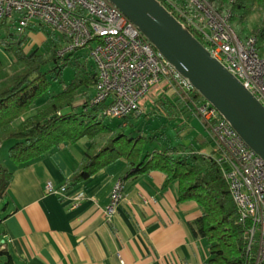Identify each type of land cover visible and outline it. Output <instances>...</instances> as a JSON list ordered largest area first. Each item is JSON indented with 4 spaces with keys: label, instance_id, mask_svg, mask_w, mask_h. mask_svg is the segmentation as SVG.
Returning a JSON list of instances; mask_svg holds the SVG:
<instances>
[{
    "label": "built area",
    "instance_id": "obj_1",
    "mask_svg": "<svg viewBox=\"0 0 264 264\" xmlns=\"http://www.w3.org/2000/svg\"><path fill=\"white\" fill-rule=\"evenodd\" d=\"M234 77L264 105V56L254 36L241 38L230 13L211 0H157ZM11 23L14 37L30 28L46 27L65 56L85 51L92 60L96 82L90 104L104 117L138 115L152 86L170 91L197 117L209 141L208 150L221 166L230 195L245 230V264H264V160L232 125L148 40L142 31L109 0H0V22ZM200 94V93H199ZM45 191L59 196L70 208L84 198L82 190L45 183ZM124 196L123 182H114L104 209L111 218Z\"/></svg>",
    "mask_w": 264,
    "mask_h": 264
},
{
    "label": "trees",
    "instance_id": "obj_2",
    "mask_svg": "<svg viewBox=\"0 0 264 264\" xmlns=\"http://www.w3.org/2000/svg\"><path fill=\"white\" fill-rule=\"evenodd\" d=\"M211 1L218 9L229 11L232 25L242 23L252 10L264 6V0ZM1 32L0 44L13 54L15 62L20 65L12 67L11 72L0 70V146L7 140H14L8 149V157L13 163H25L61 143L73 144L85 137L88 147L79 166L69 177V184L84 181L117 160L125 164V172L119 179L122 182L158 170L165 174L163 186L173 180L178 181V202L193 200L201 209L200 216L190 224V228L196 237L207 242L210 254L207 264H245L244 233L248 223L239 220L238 209L220 164L211 155L205 156L201 152L209 145L205 136L197 135L195 143H185L169 138L163 127L146 134L128 120L138 115L125 117L118 124L125 122L129 133L124 130L115 133L113 127L103 123L102 108L91 105V97L86 95L93 90L96 72L85 51L76 50L59 56L56 52L58 43H54L48 54L38 53L36 49L26 52L27 34L15 38L11 23L6 20L0 22ZM243 35L244 38L254 36L257 52L264 56V23L254 25ZM67 66L72 68V77L65 82L63 71ZM56 82L61 89L51 94L32 114L23 117ZM79 99L83 101L76 103ZM188 111L185 108V112ZM99 136L101 141H97ZM10 180L11 172L0 162V202ZM0 257L4 258V264H15L3 243H0Z\"/></svg>",
    "mask_w": 264,
    "mask_h": 264
},
{
    "label": "crops",
    "instance_id": "obj_3",
    "mask_svg": "<svg viewBox=\"0 0 264 264\" xmlns=\"http://www.w3.org/2000/svg\"><path fill=\"white\" fill-rule=\"evenodd\" d=\"M35 29L30 28L27 36H34ZM4 67L0 63V70ZM88 144L85 137L73 144L61 143L22 164L9 157L0 160L11 172L0 214L1 243L14 263L207 264V242L190 228L201 209L193 200L177 201V180L163 186L165 174L158 170L124 180L123 199L111 218L104 209L112 185L125 172L123 161L84 181L68 183ZM47 181L82 190L85 198L70 208L45 191Z\"/></svg>",
    "mask_w": 264,
    "mask_h": 264
},
{
    "label": "water",
    "instance_id": "obj_4",
    "mask_svg": "<svg viewBox=\"0 0 264 264\" xmlns=\"http://www.w3.org/2000/svg\"><path fill=\"white\" fill-rule=\"evenodd\" d=\"M264 160V105L157 0H109Z\"/></svg>",
    "mask_w": 264,
    "mask_h": 264
},
{
    "label": "rangeland",
    "instance_id": "obj_5",
    "mask_svg": "<svg viewBox=\"0 0 264 264\" xmlns=\"http://www.w3.org/2000/svg\"><path fill=\"white\" fill-rule=\"evenodd\" d=\"M263 23L264 6L260 9L252 10L242 23L233 24V27L237 31V34L241 38H244L243 34L246 32V30H249L254 25H261ZM34 31V36L28 37V41L24 45V50L26 52H29L32 49H36L38 53L48 54L50 46L56 43V36L46 27H39ZM0 34L2 35L3 32H1ZM38 34H40L42 37L39 36L40 38H38L37 36H35ZM11 59L14 60V62L10 65L9 61ZM0 63L4 65L5 70H9V72H11L12 67L18 68L20 66L15 62L13 54L9 51H6L5 47L2 44H0ZM7 65L8 67H6ZM71 77L72 68L70 66H67L63 71V79L65 82H68ZM60 89L61 85L57 84V82L52 83L51 89L45 95V97L36 101V103L32 105L31 110L23 117L32 114L36 107L45 103L49 99L51 94L56 93ZM92 91V89L89 90L86 95H89L91 97ZM202 100L203 96L201 94H199V96L195 98V101L197 103L201 102ZM81 101H83V99L77 100L76 103ZM160 102H162L163 105ZM195 119L199 120L191 111L185 112V106L180 103L178 99L171 94L170 91H160L157 86H152L149 89L147 95L142 100L141 110L138 114V117H131L128 120L132 124L137 125L143 133L149 134L152 130H155L158 127H163L166 135L172 140L177 139L178 141L189 143L194 142L195 136H197L199 133H203V135H205L202 124L199 122H194ZM21 120L22 118L16 120L14 124H17ZM120 121V119L105 117L103 123L107 126L113 127L115 129V133L121 130L129 133V127L125 126V122H122L120 126L118 125ZM97 141H101L100 136L97 137ZM13 142L14 140H7L1 144L0 160L8 158V149L13 144ZM203 150H208V147ZM2 207L3 203L1 201L0 214L3 210ZM2 241H4V239L1 238L0 234V243ZM0 264H4L3 257H0Z\"/></svg>",
    "mask_w": 264,
    "mask_h": 264
}]
</instances>
